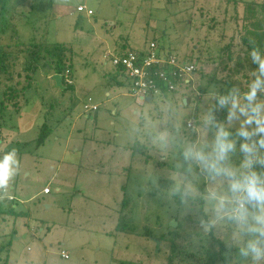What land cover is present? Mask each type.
Wrapping results in <instances>:
<instances>
[{
  "label": "rangeland",
  "instance_id": "obj_1",
  "mask_svg": "<svg viewBox=\"0 0 264 264\" xmlns=\"http://www.w3.org/2000/svg\"><path fill=\"white\" fill-rule=\"evenodd\" d=\"M263 1L0 0L14 24L2 42L15 35L16 45L25 48L41 42L67 45L73 82L59 90L38 73L20 112H0V156L15 149L19 161L9 188L0 190V264L199 261L209 246L190 248L191 219L138 191L136 175L147 158L132 148L128 130L141 112L169 101H179L186 110L197 88L203 95L212 83L222 84L218 56L227 46L240 52L243 6ZM78 6L92 15L76 13ZM151 43L159 54L194 62L198 71L191 82L164 96L132 95L111 57L118 49L144 54ZM20 61L22 69L24 54ZM5 83L19 90L23 81L17 77ZM87 97L97 111L83 110ZM184 99H189L187 106ZM43 125L50 135L38 146ZM44 187L50 195H42ZM121 225L135 232L119 231ZM143 231L151 237H143ZM171 233L180 236L173 255Z\"/></svg>",
  "mask_w": 264,
  "mask_h": 264
},
{
  "label": "clouds",
  "instance_id": "obj_2",
  "mask_svg": "<svg viewBox=\"0 0 264 264\" xmlns=\"http://www.w3.org/2000/svg\"><path fill=\"white\" fill-rule=\"evenodd\" d=\"M248 56L255 67L245 86L197 88L186 110L169 101L128 130L147 158L138 191L190 218V248L215 244L222 264H264V48ZM18 168L15 149L0 156V190Z\"/></svg>",
  "mask_w": 264,
  "mask_h": 264
},
{
  "label": "trees",
  "instance_id": "obj_3",
  "mask_svg": "<svg viewBox=\"0 0 264 264\" xmlns=\"http://www.w3.org/2000/svg\"><path fill=\"white\" fill-rule=\"evenodd\" d=\"M243 13L239 29L240 52H234L232 49L229 50L230 47L227 46L223 51L221 50L222 53L217 59L218 68L220 69L221 67V72L224 74L222 80H220L222 85L235 83L243 87L240 80L247 82L251 68L255 67L251 65L248 53L253 46L264 48V1L261 3L248 2L243 6ZM5 14L6 9L5 5H3L0 8V94L5 101L0 103V112L11 110L14 113H18L22 106L23 96L29 90V83L36 79L35 77L38 73L43 74L47 80L48 78L52 80L51 76L53 75L64 76L66 73L71 79L70 49L65 44L57 43L51 45L45 42L32 44L26 48L24 46H17L14 39L15 35L9 36V40L2 42L4 36L9 31V27L14 25L12 22H9L10 18H6ZM13 15H16L15 10L13 11ZM21 54H24L22 69L18 65L19 62L21 63ZM189 62L191 63V61ZM115 69L119 72L120 76L125 77L129 81L128 76L121 68L116 67ZM17 77L23 81L21 89H12L11 86H7L5 82H12ZM15 84H18V82ZM62 85L64 86L63 90L71 88V86H66L64 81H62ZM179 87L171 93L177 92ZM166 94L170 93H165V91L161 93L163 96ZM49 135V130L43 125L36 144L38 146L43 145ZM2 193H4V190H2ZM118 230L130 233L135 232L134 228H129L128 225H123V227L121 225L118 227ZM171 234L169 242L173 255L175 251H179L174 247L176 242L180 240V236L179 234ZM141 235L146 239L151 237L146 231H143ZM198 257L199 261L192 260L191 262L195 264H222L220 255L215 250V244L210 245L208 251H205L204 254Z\"/></svg>",
  "mask_w": 264,
  "mask_h": 264
},
{
  "label": "built area",
  "instance_id": "obj_4",
  "mask_svg": "<svg viewBox=\"0 0 264 264\" xmlns=\"http://www.w3.org/2000/svg\"><path fill=\"white\" fill-rule=\"evenodd\" d=\"M76 13H86L92 15L91 11L86 10L85 6H78ZM156 46L151 43L144 54L134 52H119L111 57L113 67L121 68L128 76L131 84L132 95L135 96H160L162 91L171 93L179 86L191 82L192 76L196 72L194 62H180L177 57L170 54H159ZM66 86H73V82L66 73L62 76ZM83 110L87 113L98 110L91 98H87L83 103ZM42 195H49V187L42 190ZM13 201L12 197H8ZM63 259H67V253H61Z\"/></svg>",
  "mask_w": 264,
  "mask_h": 264
},
{
  "label": "water",
  "instance_id": "obj_5",
  "mask_svg": "<svg viewBox=\"0 0 264 264\" xmlns=\"http://www.w3.org/2000/svg\"><path fill=\"white\" fill-rule=\"evenodd\" d=\"M51 79H52V81L54 83L55 88H57L59 90H63L64 89V86L62 85V76H60V75H53ZM188 102H189V99H184L183 100V103H184L185 106L188 105ZM169 226L171 228H174L176 226V223L174 221H172L169 224ZM156 244H157L156 246H158V243L157 242H156Z\"/></svg>",
  "mask_w": 264,
  "mask_h": 264
},
{
  "label": "crops",
  "instance_id": "obj_6",
  "mask_svg": "<svg viewBox=\"0 0 264 264\" xmlns=\"http://www.w3.org/2000/svg\"><path fill=\"white\" fill-rule=\"evenodd\" d=\"M117 52L119 53V52H122V51L118 49ZM185 63H186V62H185ZM51 78H52V76H51ZM71 80H72V79H71ZM87 98H89V97H87ZM87 98H86V99H87ZM86 99H85V101H86ZM85 101H84V98H83V102H85ZM83 102H82V103H83ZM44 189H45V187H44ZM49 195H50V194H49ZM40 196H41V195H40Z\"/></svg>",
  "mask_w": 264,
  "mask_h": 264
}]
</instances>
